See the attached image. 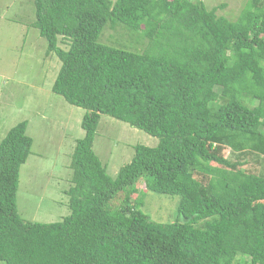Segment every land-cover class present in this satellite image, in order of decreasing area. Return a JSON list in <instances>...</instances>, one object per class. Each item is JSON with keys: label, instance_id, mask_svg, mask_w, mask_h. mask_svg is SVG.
Returning <instances> with one entry per match:
<instances>
[{"label": "trees", "instance_id": "1", "mask_svg": "<svg viewBox=\"0 0 264 264\" xmlns=\"http://www.w3.org/2000/svg\"><path fill=\"white\" fill-rule=\"evenodd\" d=\"M222 6L35 0L34 26L61 61L53 92L86 109L85 134L70 163L71 212L55 222L18 209L27 122L0 143L1 262L264 264V0L235 21ZM109 29L129 45L105 43ZM102 114L159 138L115 178L93 148ZM140 182L178 195L180 218L153 221Z\"/></svg>", "mask_w": 264, "mask_h": 264}, {"label": "rangeland", "instance_id": "2", "mask_svg": "<svg viewBox=\"0 0 264 264\" xmlns=\"http://www.w3.org/2000/svg\"><path fill=\"white\" fill-rule=\"evenodd\" d=\"M203 1L208 9L224 5L218 15L235 21L249 0ZM35 20V0H0V143L13 127L27 122L26 134L33 145L20 170L18 209L27 221L55 222L71 212L67 194L72 186L70 163L78 140L85 134L82 120L87 111L53 92L61 61L55 53L47 55L48 42L34 26ZM126 38L123 30L109 29L102 40L110 45H129ZM158 143L159 138L102 114L93 148L115 178L132 161L136 146L154 147ZM139 187L145 195L142 209L153 221L180 218L178 195L148 191L142 182Z\"/></svg>", "mask_w": 264, "mask_h": 264}]
</instances>
